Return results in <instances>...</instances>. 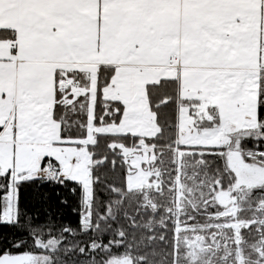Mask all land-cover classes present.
I'll list each match as a JSON object with an SVG mask.
<instances>
[{"label": "snow or ice", "instance_id": "1", "mask_svg": "<svg viewBox=\"0 0 264 264\" xmlns=\"http://www.w3.org/2000/svg\"><path fill=\"white\" fill-rule=\"evenodd\" d=\"M0 264H264V0H0Z\"/></svg>", "mask_w": 264, "mask_h": 264}, {"label": "trees", "instance_id": "2", "mask_svg": "<svg viewBox=\"0 0 264 264\" xmlns=\"http://www.w3.org/2000/svg\"><path fill=\"white\" fill-rule=\"evenodd\" d=\"M73 220H75V217H72Z\"/></svg>", "mask_w": 264, "mask_h": 264}]
</instances>
